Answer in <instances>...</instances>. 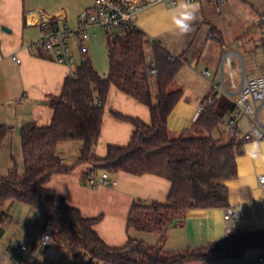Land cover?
<instances>
[{"label":"crops","instance_id":"0c3cea01","mask_svg":"<svg viewBox=\"0 0 264 264\" xmlns=\"http://www.w3.org/2000/svg\"><path fill=\"white\" fill-rule=\"evenodd\" d=\"M245 1L226 0L223 4L225 12L222 7L221 11L216 10L215 0L194 1L199 11L192 31L188 33H182L172 19L182 0H176L175 4H152L134 16L137 28L181 59L182 66L169 86L171 91H182L167 119L172 137L208 135L206 130L193 125L200 114L198 106L212 97L214 108L224 117L234 108L245 76L264 74V19L258 24L264 13V0H250L251 9L242 6L241 2ZM92 3V0H0V124L8 127L0 151V159L5 154L3 163L0 161V176L6 174L14 163L19 169L23 160L22 127L29 123H50L53 110L49 98L61 93L65 79L80 61L76 45L73 52L77 61L72 67L32 49L30 45L38 39L40 30L37 26L25 25V18L32 12L36 16L39 11L55 19H64L70 27H75L80 12L90 8ZM211 26L222 33L223 43L210 38ZM89 33L86 43L89 57L96 70L107 77L110 64L104 33L95 27L90 28ZM150 48L148 45L147 50ZM207 69L209 75L204 73ZM113 112L139 118L145 123L151 121L147 105L111 85L95 147V154L99 157L106 156L109 145H127L134 131L131 122L115 117ZM239 125L241 131H248L253 125L252 118L242 114ZM212 135L224 139L230 135L222 119ZM254 141L245 142L243 152L236 156V176L224 181L229 206L187 211L182 222L168 229L163 245L165 251L202 247L220 241L232 232L264 230V185L259 182L264 167H258L245 152V145ZM81 146V141L61 142L57 152L65 163L73 164L80 156ZM85 169L78 166L70 175L55 176L46 186L65 196L67 202L83 215L100 216L94 228L107 245L123 246L130 237L156 244L159 233L128 229L127 218L137 200L165 202L171 182L156 174L135 175L120 171L111 174L117 181L114 186H88L80 180ZM3 208L8 217L0 234V264H93L69 253L62 244L39 245L34 239L36 232L54 224L41 226L38 212L33 207L7 201ZM227 208L234 211L228 223L225 219ZM18 241L29 244L28 251H20L23 253L21 260L14 258L19 252L14 247ZM261 256L264 257L262 252L251 249L241 259L187 264H264L259 260Z\"/></svg>","mask_w":264,"mask_h":264},{"label":"trees","instance_id":"16d2710c","mask_svg":"<svg viewBox=\"0 0 264 264\" xmlns=\"http://www.w3.org/2000/svg\"><path fill=\"white\" fill-rule=\"evenodd\" d=\"M209 36L224 42L214 26ZM104 37L110 64L107 77L96 70L88 49L81 52L84 58L75 66L74 74L65 79L61 93L49 98L53 110L50 123L22 127L23 171L14 163L0 176V234L8 217L3 207L7 201H16L33 207L41 226L54 224L55 243L93 264L210 263L241 259L251 249L264 255V230L232 232L220 241L182 251L163 249L169 225L182 222L187 211L229 206L224 181L236 176V156L243 152L246 141L231 135L226 139L212 135L222 116L207 99L193 125L208 135L172 137L167 119L182 91H171L169 86L182 66L180 57L153 40L157 76L152 81L147 72L150 38L142 30L134 26L124 32L106 31ZM111 85L147 105L151 121L145 123L113 112L115 117L131 122L134 131L127 145H109L106 156L99 157L95 147ZM7 132L8 127L0 124V151ZM66 141L82 142L80 156L73 164L65 163L57 152L58 144ZM78 166L86 167L80 180L88 186H95L89 179L103 171L150 173L168 179L171 188L165 202L137 200L127 218L128 229L159 233V241L152 245L130 237L123 246L107 245L94 228L100 216L83 215L65 196L46 186L53 177L70 175Z\"/></svg>","mask_w":264,"mask_h":264},{"label":"built area","instance_id":"2783aa9c","mask_svg":"<svg viewBox=\"0 0 264 264\" xmlns=\"http://www.w3.org/2000/svg\"><path fill=\"white\" fill-rule=\"evenodd\" d=\"M92 6L82 10L78 16V24L75 27H70L64 19H55L49 15H44L36 11L25 18V25L37 26L40 30L38 39L31 43L30 47L41 54L50 55L58 63H63L72 67L77 57L73 52V46L76 45L79 54V60L84 56L80 53L86 51L87 41L90 37V28H99L104 32L125 30L135 26L134 16L143 8L156 3L175 4L176 0H92ZM196 0H192L194 2ZM226 0H215V8L221 11L222 5ZM264 19V13L261 15L258 24ZM153 40L150 38V50H147V72L152 81L157 76V66L152 46ZM226 54L223 57L227 56ZM19 62L20 59H17ZM210 74L207 69L204 72ZM71 75L74 74V69L71 70ZM209 103H214V99L209 97ZM199 112L204 110V104L198 106ZM248 115L252 118L253 125L248 131H241L239 125V117ZM264 74H255L245 76L243 83L238 91L234 101V108L222 117L226 123L231 136L237 137L245 141L257 140L255 131L259 130L264 134ZM264 139V135L260 140ZM259 182L264 185V175L259 176ZM91 185H108L114 186L117 181L107 171H103L97 178H90ZM234 211L232 208L226 209L225 219L227 223L231 220ZM55 226L44 228L35 234V241L42 247L51 245L54 241ZM14 247L19 251H28L29 244L27 241H18L14 243ZM264 261V257L259 258Z\"/></svg>","mask_w":264,"mask_h":264},{"label":"clouds","instance_id":"9594fccd","mask_svg":"<svg viewBox=\"0 0 264 264\" xmlns=\"http://www.w3.org/2000/svg\"><path fill=\"white\" fill-rule=\"evenodd\" d=\"M198 11L199 6L192 0H182L178 6L177 14L172 17L173 22L182 33H188L193 29ZM255 135L258 139L251 144L245 145V152L255 161L258 167H264V143H261L260 140V137L264 134L256 130Z\"/></svg>","mask_w":264,"mask_h":264},{"label":"rangeland","instance_id":"374dc122","mask_svg":"<svg viewBox=\"0 0 264 264\" xmlns=\"http://www.w3.org/2000/svg\"><path fill=\"white\" fill-rule=\"evenodd\" d=\"M244 1H245V0H244ZM249 1H250V0H246L245 2H241V3H242V6L244 5V7L251 9L250 6H249V3H248ZM252 1L256 2L257 0H252ZM258 1H262V0H258ZM222 9H223V11H224V7H223V5H222ZM224 12H225V11H224ZM232 12H233V13H232L233 15L236 14V13H235L236 11H234V9H233ZM241 15H242V14H241ZM241 15H240V16H241ZM15 150H17V149L14 148V151H15ZM18 151H19V148H18ZM4 159H5V154H2L0 161L3 163ZM1 162H0V163H1ZM23 168H24V166H23V160H21V161H20V167H19V169H20V170H23ZM53 243H55V241H54ZM100 264H101V263H100Z\"/></svg>","mask_w":264,"mask_h":264},{"label":"water","instance_id":"95a60500","mask_svg":"<svg viewBox=\"0 0 264 264\" xmlns=\"http://www.w3.org/2000/svg\"><path fill=\"white\" fill-rule=\"evenodd\" d=\"M176 223H177L176 221H173V222L169 225V227H173ZM22 256H23V253L19 251V252H16V253H15L14 258H15L16 260H21Z\"/></svg>","mask_w":264,"mask_h":264}]
</instances>
